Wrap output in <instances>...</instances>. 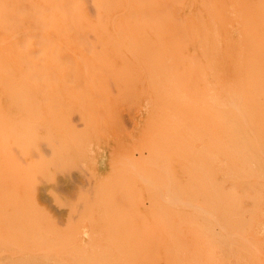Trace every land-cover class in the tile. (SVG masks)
Here are the masks:
<instances>
[{
  "label": "rangeland",
  "instance_id": "obj_1",
  "mask_svg": "<svg viewBox=\"0 0 264 264\" xmlns=\"http://www.w3.org/2000/svg\"><path fill=\"white\" fill-rule=\"evenodd\" d=\"M230 1L158 0L134 57L61 43L3 103L0 264H264L262 94L201 81L264 73V0Z\"/></svg>",
  "mask_w": 264,
  "mask_h": 264
},
{
  "label": "bare ground",
  "instance_id": "obj_2",
  "mask_svg": "<svg viewBox=\"0 0 264 264\" xmlns=\"http://www.w3.org/2000/svg\"><path fill=\"white\" fill-rule=\"evenodd\" d=\"M88 1L90 2L89 6H86L81 0H0V119L1 120L2 118H6L4 121H7L9 117H11L10 114L4 113L2 111V109L5 108V106L3 105L4 102L7 103L12 102V100L18 98L19 95H21L22 93H25L23 96L26 95L28 96L29 94H26V92L30 90L32 91L39 90L41 87V79L42 77H44L43 76L44 74L48 75V71L50 73L52 72L53 75L58 74L60 76V70L57 69L58 66L57 68L54 67L52 64L51 65L53 67L49 66L50 63L49 61H51V59L53 60L56 59L55 57L58 54L63 53L62 48L60 47L61 43L66 44L68 42H71L69 44L72 43L87 44L89 50H87L88 53L86 54L95 55L94 50L91 48V46L93 40L92 36L93 34H97L96 41L99 43L105 41H112L114 43L120 42L122 44L128 45L130 48L127 50L126 53L128 54V56L134 57L136 56V52L134 49V45H136L135 44L136 41H149L151 38V40L155 42L154 31L157 27L158 0H88ZM228 1L232 3V1L230 0ZM186 3H184V6ZM170 10L172 11V9ZM175 25H177V23ZM175 25L174 26L171 25L170 29L172 30V27L177 28V26ZM222 27H224V25ZM178 30L177 32L180 33V31ZM172 31L174 36V30ZM181 35L182 34L180 33L179 36ZM174 38L176 39V36H174ZM67 51H69V49H67ZM61 56H63V54ZM255 70L257 69L255 68ZM49 75L47 76L49 82L46 84L50 83L51 78H49ZM45 77L43 78L44 80ZM196 77L194 78L192 77L193 80H196ZM43 79L42 81H44ZM202 79H203L201 80L203 85L202 87L207 92H212V90L215 89L218 90L223 89L226 92L227 91L252 92V93L257 92L259 94H262L261 96L259 95L257 99L262 100L264 102V73H253L248 75H236V76H206V77H202ZM194 82L192 83L191 87H193V85L195 86V83L197 84L198 81L195 83ZM49 85H51L52 87V84ZM196 86L198 87V84ZM192 90L193 91H190L189 89L188 90L189 93L190 92L193 93L195 89L193 88ZM199 91L200 90H197L196 92L195 90L194 93H199ZM2 93H4L5 95ZM204 95L199 94L198 96H200L201 98L200 97L198 98H200L202 101L203 100L202 96ZM233 95L235 98L236 95L235 94ZM33 97H31V99H34ZM17 100L20 99L18 98ZM22 100L25 99L24 98L21 99V103ZM29 100L30 99L27 98L26 104L28 103ZM232 101L233 100H231V102ZM23 102L25 103V101ZM233 103H228V105ZM235 107L236 105L234 106V110ZM236 109H238V107ZM241 115L243 114L241 113ZM18 121L20 120L18 119ZM203 121H205V119ZM244 122L245 120L243 121V123ZM246 123L247 122H245L244 125H246ZM202 210L204 212V209Z\"/></svg>",
  "mask_w": 264,
  "mask_h": 264
}]
</instances>
